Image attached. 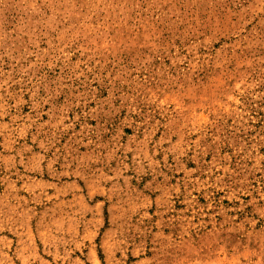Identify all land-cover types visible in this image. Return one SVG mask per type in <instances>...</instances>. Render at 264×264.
<instances>
[{
  "label": "rangeland",
  "instance_id": "374dc122",
  "mask_svg": "<svg viewBox=\"0 0 264 264\" xmlns=\"http://www.w3.org/2000/svg\"><path fill=\"white\" fill-rule=\"evenodd\" d=\"M0 264H264V0H0Z\"/></svg>",
  "mask_w": 264,
  "mask_h": 264
}]
</instances>
